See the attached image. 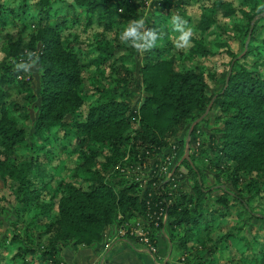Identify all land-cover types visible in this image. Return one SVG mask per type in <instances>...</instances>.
Returning <instances> with one entry per match:
<instances>
[{
  "label": "trees",
  "instance_id": "obj_1",
  "mask_svg": "<svg viewBox=\"0 0 264 264\" xmlns=\"http://www.w3.org/2000/svg\"><path fill=\"white\" fill-rule=\"evenodd\" d=\"M146 2L0 0V26L22 25L6 51L13 62L0 66V180L16 188V221L25 230L4 239L0 264H67L65 247L99 246L113 226L128 234L138 225L155 247V232L169 225L180 264H215L224 250L228 264H239L235 248L237 258L264 264V226L252 221L264 220L255 210H264V12L256 11L264 0H153L156 9L194 6L200 13L190 46L178 50L186 69L166 52L171 40L144 54L121 43L120 32L143 17ZM145 22L157 30L165 24L153 7ZM25 49L40 57L41 68L32 70L36 84L14 68ZM210 57L219 64L211 67ZM209 107L200 122L213 114L210 131L197 123L181 138ZM29 121L32 133L20 126ZM35 138L63 148L72 143L80 152L75 172L41 202L32 189L31 176L39 172L34 152L48 151ZM186 143L190 155L163 175L164 149L174 144L178 151ZM204 169L225 181L205 186ZM34 206L38 213L22 220ZM234 209L237 222L215 235L213 226ZM6 210L0 205V215ZM253 244L262 249L254 253Z\"/></svg>",
  "mask_w": 264,
  "mask_h": 264
},
{
  "label": "rangeland",
  "instance_id": "obj_2",
  "mask_svg": "<svg viewBox=\"0 0 264 264\" xmlns=\"http://www.w3.org/2000/svg\"><path fill=\"white\" fill-rule=\"evenodd\" d=\"M153 0H147L143 7V19L145 20L146 17H149V13L151 8L153 7L162 18L165 20V24L163 26H160L158 31L164 32L166 35L163 40L158 41L159 45H162V43L167 42L168 40H171L172 42L166 47V52L170 56H175L176 59V66L180 69H186L187 66H189L186 62V60L178 53L179 49L174 47V40L175 37L178 35V33H173L171 31V15L172 14H179L182 16L185 20L187 18H190L188 21L189 26H191L192 29H194L196 25V20L199 17V12L196 9V7H186V6H180V7H171V8H165V9H156V5L151 6ZM64 8L60 10L59 14L64 13ZM222 29L219 30V34L223 36L225 40H227L228 36V28L225 23H221ZM98 28V25L96 26V30ZM22 32V25H19L15 22H11L7 24L5 27L0 26V66L4 65L5 63H12L13 59H8L6 56V51L8 49L9 40L16 39ZM76 32H79L83 37L88 34L82 33V30L80 28L76 29ZM216 29L211 30L207 34V43L213 44L214 41L211 37H215L212 35H216L217 33ZM28 34V31H25L23 33V36L26 37ZM91 35V33H90ZM144 54V53H143ZM206 62L211 66L214 67L217 64H219L220 60L215 57H210L206 60ZM93 69L87 70L85 72V75L90 77L92 74H94ZM36 73H33V71L29 72L28 76L33 77V83H37L36 79ZM221 87V84L216 83L215 84V90H218ZM16 99H19V97H16ZM32 115L34 114V110L31 107ZM210 119L207 122H199L200 128L202 132H209L210 129L214 126V116L213 114H210ZM26 128L28 133L33 132V124L32 122H24L20 126H23ZM190 126L184 130L180 137L186 138L187 132L189 130ZM70 129V128H69ZM204 137V136H203ZM201 137V138H203ZM34 141L37 144H43L48 151L47 153L45 151L40 152L37 151L34 152L35 155L38 156L39 162L38 166L36 167V171H39L38 173L32 174L31 178L34 181V184L32 186V189L37 190V193L39 194V199L35 200L37 202L38 200L41 202V200L48 199L51 192L54 191L55 187L57 186L58 182L63 179L64 177L69 176L70 174H73L75 172V166L76 162H78L80 152L77 150L73 151V145L72 143L69 144L68 147L63 148V146L60 143L57 142H51V141H42L39 138H35ZM176 145L172 144L169 148L164 149L162 155H165V161L162 164L161 170L164 172L163 175H171L172 169L182 164V160L184 157H187L190 155L187 154L188 149V143L185 144V146L181 147L178 151H175ZM196 163L198 165H201L202 163L199 162V159H195ZM182 169L186 171V168L182 165ZM128 172V171H127ZM131 173V171H129ZM40 173V174H39ZM146 171H141L139 176L144 177L146 176ZM213 169H204V182L205 186H212L217 183H223L225 181V175H222L221 178H217L214 175ZM39 174V175H38ZM14 186H11L10 184L7 185L4 183L3 180H0V205L7 206V210L0 215V250L2 251L3 246L2 243L5 242L8 243L9 239L12 237L14 232H20L21 234H25V230H23L22 223H17L18 213L16 211V205L17 201L19 199V196L15 193ZM28 211L22 216V220L30 219L31 217H34L38 210L34 206L33 208H27ZM255 210L259 213H264V210L257 206ZM40 212V210H39ZM56 213V209L51 212V214L48 213V220L53 216V214ZM225 222H222L216 226H213V233L215 235L217 234H223L224 232L228 231L232 225H234L237 222V211L234 209V213L227 219H225ZM255 224L259 226H264V220L254 218L252 220ZM39 229H43V225H38ZM136 227V226H135ZM134 226H132L133 229L130 233H126V228L118 229L117 226H113L110 234L107 237V242L102 243L97 246L92 247H81L78 249V251H74L70 247H65L63 254L66 260L67 264H103L104 261H109L112 263L111 260L107 259L105 256H101V252L104 250L109 249V247L113 244H118L115 248H113L112 253L115 249H119V254L117 258L116 264H165L166 262L170 261L172 264H180L178 260V253L174 250L173 246L169 242V232L170 227L169 225L164 230H160L155 232L156 235V241L158 243V247L153 246L152 244H148L145 241H143L140 237V229L137 230ZM29 232V231H28ZM31 234V231L29 232ZM135 234V235H134ZM139 236V237H138ZM106 241V240H105ZM124 242V243H123ZM109 243V244H107ZM96 248V249H95ZM239 248H241V251H245V248L242 245H239ZM138 249H142L143 251L139 252ZM253 252H257L258 250L262 249V246L258 244H253L252 246ZM100 251V252H99ZM234 258L239 262V264H248L247 260L244 256H240L239 252H237L236 248L234 249ZM252 253V251H251ZM229 251L224 250L222 255H219L216 253V263L215 264H228L229 259ZM156 256V257H155ZM105 257V258H104ZM103 259V260H102ZM113 264V263H112ZM115 264V263H114ZM189 264V263H188Z\"/></svg>",
  "mask_w": 264,
  "mask_h": 264
},
{
  "label": "clouds",
  "instance_id": "obj_3",
  "mask_svg": "<svg viewBox=\"0 0 264 264\" xmlns=\"http://www.w3.org/2000/svg\"><path fill=\"white\" fill-rule=\"evenodd\" d=\"M258 13L264 12V3L257 5ZM171 31L178 33L174 40V47L184 49L190 46L193 37V29L189 26L188 21L179 14L171 15ZM165 33L155 28L146 27L143 18H136L127 23V26L120 32L119 39L121 43L134 48L139 53L152 51L158 46V41L165 37ZM16 71L24 73L31 72L33 69H40V57L31 50L25 49L24 58L14 62Z\"/></svg>",
  "mask_w": 264,
  "mask_h": 264
},
{
  "label": "crops",
  "instance_id": "obj_4",
  "mask_svg": "<svg viewBox=\"0 0 264 264\" xmlns=\"http://www.w3.org/2000/svg\"><path fill=\"white\" fill-rule=\"evenodd\" d=\"M108 240H106L104 243H106ZM124 243V242H123ZM107 244H109V243H107ZM118 244H116V245H111L110 247H109V249L108 250H106L105 252H104V250L101 252V256H105L106 255V253H107V255L105 256L107 259H109V260H111L112 261V263L114 264H116L117 263V256H118V254H119V249H115L114 251H113V253H112V250H113V248H115L116 246H117ZM99 246H97V248H98ZM96 249V248H95ZM74 251H78V250H74ZM137 251H139V252H141V251H143L142 249L140 250V249H138ZM100 252V251H99ZM104 257V258H105ZM103 260V259H102Z\"/></svg>",
  "mask_w": 264,
  "mask_h": 264
},
{
  "label": "water",
  "instance_id": "obj_5",
  "mask_svg": "<svg viewBox=\"0 0 264 264\" xmlns=\"http://www.w3.org/2000/svg\"><path fill=\"white\" fill-rule=\"evenodd\" d=\"M210 111V107L208 108V110L206 111V113H204L200 118H198L197 120H195L191 126H190V129H189V134L192 132V129L193 127L195 126V124L199 123L206 115L207 113ZM189 149H190V146L188 144V149H187V154L189 153Z\"/></svg>",
  "mask_w": 264,
  "mask_h": 264
},
{
  "label": "built area",
  "instance_id": "obj_6",
  "mask_svg": "<svg viewBox=\"0 0 264 264\" xmlns=\"http://www.w3.org/2000/svg\"><path fill=\"white\" fill-rule=\"evenodd\" d=\"M139 226V225H138ZM138 226H136L135 228L137 229V230H139L140 228H138ZM133 229V228H132ZM140 237H141V239L143 240V241H145L146 243H148V244H151L150 243V241H149V238H148V236H147V232H145V231H143V230H141L140 229Z\"/></svg>",
  "mask_w": 264,
  "mask_h": 264
}]
</instances>
